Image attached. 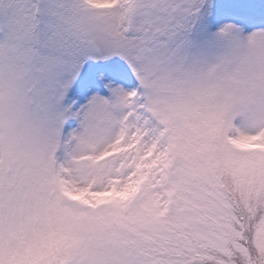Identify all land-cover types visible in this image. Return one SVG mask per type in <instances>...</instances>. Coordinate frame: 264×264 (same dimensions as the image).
Returning <instances> with one entry per match:
<instances>
[{"label":"rangeland","instance_id":"1","mask_svg":"<svg viewBox=\"0 0 264 264\" xmlns=\"http://www.w3.org/2000/svg\"><path fill=\"white\" fill-rule=\"evenodd\" d=\"M31 1L0 0V264H55L62 232L71 264L221 247L219 158L264 255V12L221 0L213 41L169 54L149 38L197 0H55L44 44Z\"/></svg>","mask_w":264,"mask_h":264},{"label":"trees","instance_id":"2","mask_svg":"<svg viewBox=\"0 0 264 264\" xmlns=\"http://www.w3.org/2000/svg\"><path fill=\"white\" fill-rule=\"evenodd\" d=\"M185 23H187V19L186 17L183 18V25H185ZM181 25V24H180ZM237 192H239V199H240V219L243 222V224L245 225V227L248 228H252L254 230V233L256 232L255 229H257L256 225H257V219L261 218V216H259V210L256 211L255 213L251 210L250 208V204H249V199L247 197V195L243 192L242 189L237 188ZM251 202V201H250ZM238 218V215L236 214V218H233L230 220V223L228 222L225 226H223L222 228V235L224 238V241L226 242V248L228 247V250H236V248L234 247V245L232 243H236L240 246H242V243L244 241V237H241V239L238 238L239 236V231L240 229V221H236ZM179 233H183L180 232ZM184 237L186 239H188L189 242H194L193 237L190 234L187 233H183ZM245 237L247 238V241L254 247L253 249V255H248L245 250L241 251L242 254L241 256L235 255L234 256V262L236 264H264V255H263V251L262 248H259L255 241L254 238L252 237L251 234H248L246 231ZM205 249L206 252H208V255H205L204 261H200L197 262V257H194L193 255H187L185 253H183L182 255L180 254L177 257V260L174 264H222V258L224 256V250L225 248H218L214 247L213 244H209L208 246H204L203 247ZM196 253H198L196 251Z\"/></svg>","mask_w":264,"mask_h":264},{"label":"bare ground","instance_id":"3","mask_svg":"<svg viewBox=\"0 0 264 264\" xmlns=\"http://www.w3.org/2000/svg\"><path fill=\"white\" fill-rule=\"evenodd\" d=\"M4 39H5V37H4ZM4 39H3V40H4ZM3 40H2V41H3Z\"/></svg>","mask_w":264,"mask_h":264}]
</instances>
